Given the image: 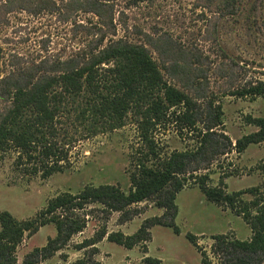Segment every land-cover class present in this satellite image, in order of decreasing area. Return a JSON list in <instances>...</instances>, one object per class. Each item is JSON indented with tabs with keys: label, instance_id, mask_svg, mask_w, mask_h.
<instances>
[{
	"label": "rangeland",
	"instance_id": "1",
	"mask_svg": "<svg viewBox=\"0 0 264 264\" xmlns=\"http://www.w3.org/2000/svg\"><path fill=\"white\" fill-rule=\"evenodd\" d=\"M117 43L148 51L164 81L193 103L194 126L183 121L184 104L154 122L146 114V98L126 100L118 111L103 102L102 96L122 95L113 91L114 63L96 67L94 87L84 83L80 93H66L63 75L88 66ZM259 81H264V0H0V126L18 89L50 84L57 107L54 121L35 124V146L12 142L0 150V213L27 220L57 196L77 195L87 186L128 192L139 165L157 168L174 152L198 151L209 127L214 133L177 195L174 222L180 234L154 226L150 239L132 249L107 236L96 248L82 249L103 232L133 236L146 220L165 213L153 198L133 205L140 215L120 224V213L106 215L102 205L88 204L77 211L86 227L61 250L46 260L31 256L56 238V226L48 224L24 236L16 264H76L89 257L100 264H146L147 257L160 264H228L214 237L247 241L252 229L230 209L209 202L195 177L207 175L208 186H224L229 193L259 187L264 195V142L241 154L224 146L230 141L234 147L257 130L247 117H264V97L237 93ZM218 113L221 125L214 126ZM34 116L29 112L24 119L29 123ZM242 198L252 200L249 194ZM188 234L196 236L197 247Z\"/></svg>",
	"mask_w": 264,
	"mask_h": 264
},
{
	"label": "trees",
	"instance_id": "2",
	"mask_svg": "<svg viewBox=\"0 0 264 264\" xmlns=\"http://www.w3.org/2000/svg\"><path fill=\"white\" fill-rule=\"evenodd\" d=\"M114 63L113 91L118 96H102L103 102L111 103L115 110H120L126 100H147L150 105L146 114L154 122L161 121L167 110L184 104L187 108L182 115L185 124L194 126L196 121L190 114L193 103L181 91L164 81L156 63L148 51L138 45L117 43L102 50L88 66L68 73L61 77L63 87L68 94L80 93L84 83L94 87L97 81L96 67L101 64ZM96 74V75H95ZM51 85H35L30 90L18 89L14 97V108L4 119L0 126V150L5 149L9 143L16 142L19 147L31 148L35 146L39 137L36 134V123L45 124L52 122L56 116L57 107H53L50 91ZM240 98L264 97V81L251 84L237 93ZM35 114L34 121L27 122L24 119L27 113ZM220 113L214 126L221 125ZM35 122V123H33ZM247 123L257 130L238 139L232 147V143L224 145L232 148L238 154L243 153L250 145L264 142V117H247ZM203 134L201 148L195 152H174L159 163L157 168H151L145 164L139 165L135 172L131 173V189L122 191L114 185L87 186L77 195L63 193L50 200L45 209L38 212L33 218L18 220L9 212L0 213V264H16L15 252L26 234L36 233L41 227L54 224L57 229L55 239L35 250L31 256L34 259H49L61 250L76 234L81 233L86 227V222L77 211L83 210L88 204H100L106 215L120 213V224H126L140 215L137 210H131L133 205L155 198V205L165 210L160 218L146 220L138 232L130 237L121 233L107 235L106 232L97 234L94 239L85 241L83 248L93 247L100 243L106 236L109 242L116 243L128 249L142 241L150 239V229L154 226L173 228L176 234H180L175 224L178 214L176 204L177 195L187 185L189 167L196 162L206 144H210L214 133ZM226 140H229L226 138ZM28 148V149H29ZM203 152V153H202ZM191 176V175H190ZM189 177V176H188ZM193 178V177H192ZM194 179V178H193ZM198 188L209 202L226 207L235 215L241 216L252 229L250 240L227 241L224 236H215L218 248L228 256V264H264V195L259 187H252L245 191L229 193L224 186H208V176L195 177ZM249 194L252 200L244 201L242 195ZM187 239L197 247V238L192 234ZM146 264H160L159 260L145 258ZM204 263V260H203ZM28 264V263H26ZM76 264H100L92 258L81 259Z\"/></svg>",
	"mask_w": 264,
	"mask_h": 264
}]
</instances>
